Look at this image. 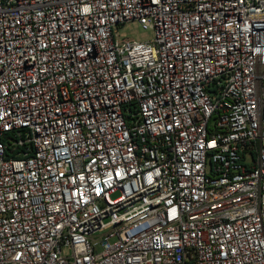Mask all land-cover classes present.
<instances>
[{
    "label": "built area",
    "instance_id": "1",
    "mask_svg": "<svg viewBox=\"0 0 264 264\" xmlns=\"http://www.w3.org/2000/svg\"><path fill=\"white\" fill-rule=\"evenodd\" d=\"M0 264H264V0H0Z\"/></svg>",
    "mask_w": 264,
    "mask_h": 264
},
{
    "label": "rangeland",
    "instance_id": "2",
    "mask_svg": "<svg viewBox=\"0 0 264 264\" xmlns=\"http://www.w3.org/2000/svg\"><path fill=\"white\" fill-rule=\"evenodd\" d=\"M124 32L127 36L135 41H145L150 39L151 32L149 30H142L141 27L135 24H129ZM116 194L112 195L111 198H115Z\"/></svg>",
    "mask_w": 264,
    "mask_h": 264
}]
</instances>
